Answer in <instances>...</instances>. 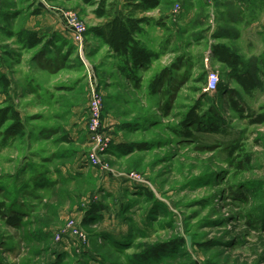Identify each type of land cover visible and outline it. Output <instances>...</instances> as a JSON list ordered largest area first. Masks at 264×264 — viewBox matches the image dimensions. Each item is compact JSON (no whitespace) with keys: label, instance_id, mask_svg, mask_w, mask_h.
Instances as JSON below:
<instances>
[{"label":"rangeland","instance_id":"rangeland-1","mask_svg":"<svg viewBox=\"0 0 264 264\" xmlns=\"http://www.w3.org/2000/svg\"><path fill=\"white\" fill-rule=\"evenodd\" d=\"M3 1L10 5L12 18L0 21V73L9 81L6 92L0 84V105L9 102L18 109L25 135L10 138L0 151V180L7 187L27 182L31 164L59 169L79 161L83 170L75 179L61 176L46 189L29 184L19 194L26 212L23 223L16 227L0 218V264H148L139 260L140 253L180 238L177 253L149 264H264V122H251L264 115V33L244 29L233 13L222 14L216 24L208 0H182L179 12L172 11L176 0H165L154 13L164 14L163 25L147 29L160 58L139 69V81L133 83L90 31L99 23L92 13L95 5L81 0ZM61 10L74 11L87 28L82 52L69 34L65 37ZM51 13L61 27L51 23L42 29V23L52 21ZM32 18L37 29L28 30L46 36L44 41L53 39V44L26 49L1 27L17 31ZM218 42L228 44L258 77L259 85L249 94L211 54ZM163 68L166 79L151 90L149 81ZM212 69L225 84L220 97L204 91L206 73ZM93 91L102 104L101 130L109 139L104 152L93 149L97 138L87 129ZM234 97L246 108L244 116L231 108ZM212 103L226 121L223 131L194 130L189 138L175 133L191 107H199L204 116ZM74 133L71 144L59 140ZM115 138L146 148L123 153L115 148ZM93 152L101 169L83 160ZM131 174L143 182L129 181ZM1 190L0 199L9 200ZM237 192H244L247 201L237 198ZM92 201L106 204L101 212L105 223L101 227L95 221L84 228L82 216ZM121 202L129 208L122 211ZM122 224L126 231L121 236L131 227L132 243L117 249L100 232L112 234L107 230L112 228L117 233ZM71 225L86 235L83 247L74 239L56 242L55 233ZM37 229L51 235L34 236ZM56 243L67 252L59 259L53 252Z\"/></svg>","mask_w":264,"mask_h":264},{"label":"trees","instance_id":"trees-1","mask_svg":"<svg viewBox=\"0 0 264 264\" xmlns=\"http://www.w3.org/2000/svg\"><path fill=\"white\" fill-rule=\"evenodd\" d=\"M164 1L165 0H122L121 4H119L116 0H81L83 4L95 5L92 13H94L95 17L101 21L98 24L90 27V31L96 38L99 39L100 42L108 47V51L111 52V55L118 59V71H120L123 76L128 78V80L132 81L133 83H137L139 81V69L149 67L153 61L160 58L159 52L154 51L144 45L139 40L138 35L142 33L145 25L159 26L162 24L163 17L160 16L159 18L155 19L153 16L149 15L148 12L159 8V6ZM37 12L38 10L33 11V13ZM2 19L7 22V20H9V16L5 15ZM1 27L7 36H15L26 49H33L43 45L44 35L41 36L36 31L24 29L12 31L2 25ZM45 43L52 44L51 40L44 42V44ZM212 49V53L218 59L217 61H220L226 68H228L230 76L235 80L244 93L249 94L259 85L258 77L246 68L244 60L238 53L232 51L224 43L213 45ZM166 71L167 70L163 68L159 73L155 74L151 78L148 83L151 90L156 91L161 82L166 79ZM261 74L262 81H264V64ZM0 84L2 89L6 92L7 88L9 87V81L7 77L1 73ZM224 92L225 84H223L221 82V78H219L215 93L217 97H220V95ZM204 96H206V94ZM230 105L231 108L240 116H244V111L246 108L241 104L239 97L232 98L230 100ZM198 108L199 107H191V109L186 112V115L180 122L179 127L174 130L175 133L189 138L192 136L194 130L201 132H221L224 130L223 125L226 121L219 113V109L214 105V103L211 104L209 108L210 111L208 113L206 112L204 116L198 113ZM251 122L263 123L264 115L259 114L255 116ZM24 125L23 118H21L18 109L14 107L12 103L5 102L4 105H0V151L8 144L10 138H16L18 136L23 137L25 135ZM123 126L127 125L123 124ZM59 140L64 141L67 144L72 143L70 134L62 135ZM110 148L112 149V145ZM115 148L118 150L120 149L123 153H131L134 149L144 150L146 145L135 143L131 145L118 143ZM236 148H238V145H236L234 149ZM63 155L65 156V153ZM37 166V164L29 165V176L34 177L32 185L34 188L52 187L60 180H53L49 177V175H47V171L43 172L39 170ZM38 177H40L41 180L44 178V182L37 181L36 179H38ZM64 177L68 179H75L78 177V175L75 177ZM15 179H17V177ZM28 188V182H24L23 184L19 185L14 183L8 187L5 185L3 180L0 182V189H2L1 191H4V193H6L9 198V200L6 198L3 200L0 199V218L5 220L8 225L18 227V225L23 223L22 217L26 212L25 205H23L21 202L19 194ZM27 192L30 191L27 190ZM144 193H146L147 197L149 198L153 196L150 191H144ZM234 195L240 200L247 201L246 194L244 192H237L234 193ZM120 207L122 211L129 208L127 204L122 205V202ZM104 210H106V204L102 203V201H92L82 216V226L85 228V225H91L95 221H100L102 219L101 212ZM261 212L264 213V204ZM147 229V227L142 229L144 236L148 234L145 231ZM100 233L103 238L108 239L117 249L126 248L132 243L131 236L133 235V232L131 231V227H129L127 230V234L122 235L121 238H116L111 233L104 232L103 230H101ZM32 234L42 239H48V236L51 235L49 231H44L42 229H37L33 231ZM63 243L65 242L63 241L62 244ZM56 244L57 245L53 249V252L55 258L57 257L59 259L65 256L67 252H65V249L61 248V244ZM78 244L79 247L86 245L81 243ZM180 245H182L181 238L172 241H166L165 243L157 244L155 247L140 253L138 258L140 261L149 264L151 263L150 260H156L158 258L164 257L165 255L177 253Z\"/></svg>","mask_w":264,"mask_h":264},{"label":"crops","instance_id":"crops-1","mask_svg":"<svg viewBox=\"0 0 264 264\" xmlns=\"http://www.w3.org/2000/svg\"><path fill=\"white\" fill-rule=\"evenodd\" d=\"M1 1H2V3H1V6H0V16L2 18H4V16L6 15L5 12H7V16H9V20H7V21H10L11 18H12L11 17V14H10L11 13L10 12V5L7 4L3 0H1ZM40 1H42V0H40ZM208 1L209 2H212L211 5H212L213 8L211 7L210 10H211V15L214 13L213 15L216 16V24H218V17H220L222 14L229 15L230 13L231 14L233 13L237 17H239V19H237V20L243 21L242 24L244 26V29L245 28L247 29V27H248L249 29L252 28L254 31H256V33H260V35L262 34V32L264 33V0H208ZM221 1H223V2L221 3ZM42 8L43 7H41L40 10H42ZM218 8H222V9H218ZM158 9L159 8H156V9H154L152 11H149L148 14L151 15V16H153L155 19L159 18L160 16L161 17H164V14L163 13H159L157 16L154 14V13H156L158 11ZM34 15L41 16V14H40L39 11L36 14H34ZM51 19H52V21H50V19H49V21L47 20L45 23H42V26H41V27H43L42 29L49 27V25L51 23L53 25L55 24L54 26H60L61 27L60 23L57 22V20H56L57 18L55 17L54 13H51ZM97 21L100 22L101 20L97 18ZM163 21H164V19L162 18V24L159 25V26L145 25L144 26V30L142 31V33H140L138 35L139 40L144 45H146L147 47L151 48L152 50H153V48L150 46L152 42L149 40V38H147V33H148L147 29H149L150 27H155V28L159 29L163 25ZM4 22H6V21H4ZM34 22L35 21L33 20V18L30 19L28 21L27 25L23 29L24 30L33 29V28L37 29V26H35V23ZM41 27H39V28L41 29ZM211 33H213V32H211ZM68 34L70 35V33L68 32L65 37H68V39H69ZM262 36H264V34H262ZM13 37H11V38H13ZM44 39H46V36L43 37V42H47L48 40L49 41L51 40V42L53 44V39H47V41H44ZM17 42L20 43L18 40H17ZM224 44H226V43H224ZM226 45L229 47L228 44H226ZM40 46H38V47H40ZM103 46L108 51V47L106 45H104V44H103ZM212 51H213V49H211V54H213ZM108 53H109V55L112 58H115V57H113L111 55V52L108 51ZM44 54H47V53L45 52ZM213 57H214L215 60H218L214 56V54H213ZM153 62H152V64H153ZM75 135H76V133L70 134V137H71L72 140L74 139ZM120 139H121V142H125L126 141L122 137H120ZM121 142H120V140L118 138H115L114 139V143L117 144V145H118V143H121ZM80 166L81 165H80L79 161H77V162L73 163L72 165L71 164H68V163H66L64 165H61L59 167V169H51L49 167V165H47V166H39L38 165L37 168L39 170L43 171V172L44 171H47V175H49V177L52 178L53 180H56V179L59 180L61 178V176H63V175L64 176H68V175H66L65 171H69L68 173H71L72 172L71 174L74 175L72 177H75L77 175L80 176V174H82L81 172L83 170L82 169V166L81 167ZM36 180L39 181V182H44V178L41 180V178L38 177V179H36ZM33 181H34V177L33 176L32 177L29 176V179H28L27 182L30 185H33ZM37 188L41 189L40 187H37ZM42 189H46V188H42ZM118 210L119 209L117 207L113 210L114 211L113 212V216L115 215L117 218H118V213H119ZM118 221H119V218H118L117 222ZM104 223H105V218H103V219L100 220L101 227L104 225ZM107 230H109L110 232H112V234L116 238H118L119 236H121V234L122 233H125V231H126L124 229V224H122L120 226V231L119 232L116 231L117 233H115L112 230V228L107 229Z\"/></svg>","mask_w":264,"mask_h":264},{"label":"built area","instance_id":"built-area-1","mask_svg":"<svg viewBox=\"0 0 264 264\" xmlns=\"http://www.w3.org/2000/svg\"><path fill=\"white\" fill-rule=\"evenodd\" d=\"M2 1L0 0V6ZM182 0H176L173 4L172 11L179 12L181 8ZM62 23L65 29L68 30L71 36L72 43L75 44L79 52H82L85 47L86 43H84V36L86 33L85 25L83 21L79 18V16L74 11H67L61 10L60 11ZM1 21V16H0ZM219 81V73L217 70H208L206 73L205 78V87L204 91L214 93L217 90V85ZM86 109V114L89 116V121L87 123V129L91 132L93 136L97 138V144L94 146V150L104 152L109 148V139L104 137L103 130H101V116L100 110L102 107L101 101L99 100L98 96L92 92ZM97 148V149H96ZM84 161H87L88 164H93L97 166L96 155L93 153L89 154V159L84 158ZM100 168V166H97ZM101 169V168H100ZM129 181L133 183H142L143 181L139 179L135 174H131L128 176ZM55 240L56 242H65L70 239L78 240L80 243H86V235L81 232L80 228L74 227L73 225L68 226L67 228L62 229L61 231H57L55 233Z\"/></svg>","mask_w":264,"mask_h":264}]
</instances>
